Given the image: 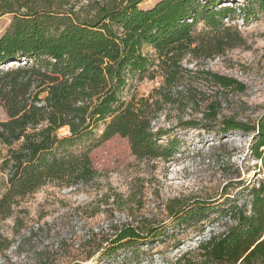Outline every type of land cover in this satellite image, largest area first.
<instances>
[{"label": "trees", "instance_id": "obj_1", "mask_svg": "<svg viewBox=\"0 0 264 264\" xmlns=\"http://www.w3.org/2000/svg\"><path fill=\"white\" fill-rule=\"evenodd\" d=\"M79 1L0 0V18L12 16L0 37V106L7 114L0 121V142L7 146L0 170L8 176L0 193V219L11 217L22 199L49 183L93 181L99 173L88 151L74 154L68 147L100 124L105 125L102 141L127 138L139 159L171 158L179 139L170 128L156 126L161 116L169 119L170 109L176 110V125L191 128L219 116L217 105L202 99L193 85L194 70L185 62L245 43L242 33L224 21L236 8L218 7L222 0H159L148 8L141 6L146 0H87L77 7ZM247 1L264 8V0ZM242 18L248 20V14ZM145 47L155 54L144 53ZM150 69L151 78L159 74L162 83L149 94L127 98L132 79ZM203 73L222 88L245 89L234 77ZM189 110L201 117H186ZM220 126L222 133L255 132L252 153L264 159V116L253 126L232 117L221 119ZM64 127L67 135L59 133ZM243 189L249 201L218 207L230 219L225 229L201 241L197 252L181 254L175 264H264V180ZM205 202L174 198L166 208L174 225L189 227L206 221L212 205ZM166 232L163 224L116 225L101 255Z\"/></svg>", "mask_w": 264, "mask_h": 264}, {"label": "rangeland", "instance_id": "obj_2", "mask_svg": "<svg viewBox=\"0 0 264 264\" xmlns=\"http://www.w3.org/2000/svg\"><path fill=\"white\" fill-rule=\"evenodd\" d=\"M158 1L146 0L141 6L152 7ZM87 2L80 0L77 7ZM222 6L236 8L224 21L242 33L245 43L209 59L185 62L194 70L191 80L202 91V99L217 105L218 120H203L202 128L178 127L177 111L170 109V118L163 115L156 124L170 128L171 136L179 139L176 152L166 160L139 159L129 140L119 135L102 141L105 125L100 124L68 147L69 153L88 151L99 175L90 183L73 186L49 183L22 199L11 217L0 219V264H175L181 254L190 249L197 252L201 241L225 229L230 219L218 207H228L232 200L239 205L249 201L244 184L264 180V159L252 153L256 133H222L220 126L221 119L231 117L253 126L264 116V8L258 3L248 6L247 0H222L218 7ZM245 12L248 20L242 18ZM11 20V15L0 18V37ZM144 53L155 51L145 47ZM152 69L132 79L127 98L132 93L149 94L162 83L159 74L151 78ZM206 70L234 77L245 89L222 88L207 79ZM194 116L201 114L196 111ZM6 119L0 106V121ZM59 133L67 135L69 129ZM6 155L7 146L0 142V163ZM7 177L0 170V193L6 190ZM174 198L187 203L202 199L212 205L206 221L189 227L174 225L166 208ZM122 224L143 228L163 224L167 232L101 255L105 239ZM177 240L181 241L176 245Z\"/></svg>", "mask_w": 264, "mask_h": 264}, {"label": "bare ground", "instance_id": "obj_3", "mask_svg": "<svg viewBox=\"0 0 264 264\" xmlns=\"http://www.w3.org/2000/svg\"><path fill=\"white\" fill-rule=\"evenodd\" d=\"M14 65H16V62H13V63L10 64V66H14Z\"/></svg>", "mask_w": 264, "mask_h": 264}]
</instances>
